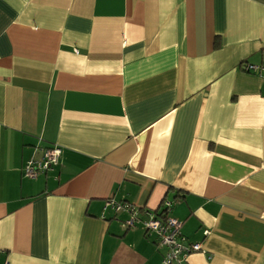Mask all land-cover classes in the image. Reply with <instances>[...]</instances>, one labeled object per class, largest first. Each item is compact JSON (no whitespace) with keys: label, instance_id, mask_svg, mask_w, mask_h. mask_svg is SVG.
I'll use <instances>...</instances> for the list:
<instances>
[{"label":"crops","instance_id":"obj_1","mask_svg":"<svg viewBox=\"0 0 264 264\" xmlns=\"http://www.w3.org/2000/svg\"><path fill=\"white\" fill-rule=\"evenodd\" d=\"M246 63L264 64V0H0V264H159L143 221L164 201L202 244L186 264H264Z\"/></svg>","mask_w":264,"mask_h":264},{"label":"built area","instance_id":"obj_2","mask_svg":"<svg viewBox=\"0 0 264 264\" xmlns=\"http://www.w3.org/2000/svg\"><path fill=\"white\" fill-rule=\"evenodd\" d=\"M245 72L257 74L264 77V64H243ZM62 148L56 144L45 147L41 150V156L37 159H28L24 164V174L29 178H35L40 173H44L55 167L61 155ZM164 210L161 213H149L148 218L143 221L146 235H153L154 244L164 249L159 264H186L189 256L202 251V244L199 242H189L182 235V221L169 215L170 202H162ZM107 205L115 212L126 211L127 220L124 221L126 227L134 225L137 221V210L127 202H117L108 200ZM208 231H204L208 235Z\"/></svg>","mask_w":264,"mask_h":264}]
</instances>
